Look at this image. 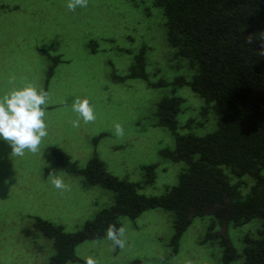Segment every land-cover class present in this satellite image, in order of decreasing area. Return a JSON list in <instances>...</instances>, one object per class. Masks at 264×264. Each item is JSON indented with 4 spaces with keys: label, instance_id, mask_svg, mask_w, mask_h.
<instances>
[{
    "label": "rangeland",
    "instance_id": "1",
    "mask_svg": "<svg viewBox=\"0 0 264 264\" xmlns=\"http://www.w3.org/2000/svg\"><path fill=\"white\" fill-rule=\"evenodd\" d=\"M141 3L88 0L86 8L70 11L67 0H0V95L29 82L51 91L46 112L49 135L37 153L26 150L24 156H12L9 143L0 140V264H50L56 249L53 240L35 227L36 217L74 232L114 204L111 189L91 184L82 175L51 169L53 146L66 152L80 167L99 157L109 173L140 183V193L161 194L167 185L177 183L184 162L161 153L163 147L174 146L175 138L170 130L153 124L156 118L151 101L160 95L158 90L148 89L139 80L120 79L129 69L133 52H120L117 45L129 46L125 39L127 24L138 13L136 4ZM152 28L155 31L156 26ZM102 35L107 37L103 39L115 38L113 46L111 40H102ZM96 37L98 40H94ZM150 44L157 43L150 40ZM61 53L69 62L56 68L47 83L49 54ZM114 74L118 76L113 78ZM185 94V103H202L190 88H185ZM77 96L89 99L96 119L89 123L81 120L79 127H73L71 121L77 113L71 104ZM186 116L179 115L181 122ZM208 118L207 127L215 129L212 111ZM117 122L125 129L120 137L114 135L113 125ZM187 129L180 127L182 131ZM204 130L208 129L200 132ZM149 164L156 165V179L145 184L144 166ZM51 170L64 176L68 191L61 194L52 186L48 178ZM174 218L173 211L162 208L148 209L136 218L120 215L121 225L126 228L123 249L114 247L106 235L89 238L76 246L77 260L66 264H85L89 256L97 264H132L135 260H143L144 264H224V250L219 243L200 242L210 222L208 217L193 219L182 235L179 251L170 256ZM260 222L254 219L228 228L231 242L241 253L230 264H242L241 235L248 229L256 230Z\"/></svg>",
    "mask_w": 264,
    "mask_h": 264
},
{
    "label": "trees",
    "instance_id": "2",
    "mask_svg": "<svg viewBox=\"0 0 264 264\" xmlns=\"http://www.w3.org/2000/svg\"><path fill=\"white\" fill-rule=\"evenodd\" d=\"M138 4V13L127 24L129 46L117 45L120 52H133L120 79L139 80L158 90L160 95L151 101L153 124L170 130L175 138L174 146L163 147L161 153L184 162L178 181L161 194L147 195L138 191L140 183L109 173L99 157L80 167L62 149L51 147V169L101 184L114 191L115 201L74 232L36 217L35 227L53 240L56 249L50 264L76 261L79 243L105 236L110 225L121 226L120 215L136 218L153 208L175 213L170 256L179 251L182 235L195 217L210 218L200 242L219 243L224 264L241 255L228 228L260 219L256 230L241 235L242 264H264V0H142ZM109 40L113 46L115 38ZM49 55L47 83L56 68L69 62L64 53ZM187 87L202 98L199 106L185 103ZM210 111L216 117L213 130L207 124ZM181 113L187 114L184 122ZM185 126L187 130H180ZM155 168V164L144 166L145 184L155 182Z\"/></svg>",
    "mask_w": 264,
    "mask_h": 264
},
{
    "label": "clouds",
    "instance_id": "3",
    "mask_svg": "<svg viewBox=\"0 0 264 264\" xmlns=\"http://www.w3.org/2000/svg\"><path fill=\"white\" fill-rule=\"evenodd\" d=\"M88 0H67V8L75 11L86 8ZM51 91L42 85L25 83L21 87L12 88L0 95V140L9 143L12 156H24L25 151L37 153L42 140L49 135L46 112L50 103ZM77 118L71 121L73 127L95 121V109L87 97H75L71 104ZM114 135L125 134L123 125L119 122L113 125ZM51 170L48 178L54 188L61 194L69 190V184L64 176ZM106 238L113 242L114 247L123 249L126 244V228L121 225H110L106 230ZM85 264H97L91 256L85 258Z\"/></svg>",
    "mask_w": 264,
    "mask_h": 264
}]
</instances>
